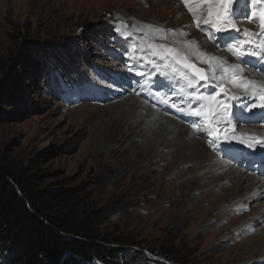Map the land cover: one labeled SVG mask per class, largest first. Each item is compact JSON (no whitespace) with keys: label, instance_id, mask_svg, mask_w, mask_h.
I'll return each instance as SVG.
<instances>
[{"label":"rangeland","instance_id":"rangeland-1","mask_svg":"<svg viewBox=\"0 0 264 264\" xmlns=\"http://www.w3.org/2000/svg\"><path fill=\"white\" fill-rule=\"evenodd\" d=\"M134 2L0 0V81L11 70L22 81L14 86L18 104L0 110V159L38 177L45 189L73 191L70 210L94 222L107 241L127 242L145 254L140 262L128 259L126 264H264L258 256L264 197L219 218L208 193L215 186L234 187V178L204 180L206 171L224 163L227 171L264 177L263 158L247 148L234 153L220 136L226 117L232 125L260 126L259 117H250L248 108L241 112L230 101L234 93L224 78L194 54L205 44L214 49L213 60L226 56L257 71L258 55L249 54H259L264 40V0H234L230 12L235 15L229 18L235 27L221 31L203 23L215 20V9L208 15L209 0H154L153 8L147 1L151 20L166 24L162 29L136 16ZM240 41L246 42L241 47L246 55L237 59L228 48ZM139 63L146 67L135 72ZM41 68L48 69L49 85ZM157 68L169 75L161 77ZM180 73L195 80L197 96L215 100L194 101ZM161 83L173 91L158 87ZM131 98L184 123L206 146L205 156L191 157L164 128L145 130ZM196 110L204 111L211 125L205 116L190 114ZM222 135L227 143L236 142L234 134ZM250 210L257 224L241 226L247 218L242 213ZM213 218L216 223L207 228Z\"/></svg>","mask_w":264,"mask_h":264},{"label":"trees","instance_id":"trees-1","mask_svg":"<svg viewBox=\"0 0 264 264\" xmlns=\"http://www.w3.org/2000/svg\"><path fill=\"white\" fill-rule=\"evenodd\" d=\"M47 70L40 71L46 83ZM16 84V70L0 81V110L18 104ZM37 180L0 159V264H126L145 257L127 242L107 241L94 222L70 210L73 191L48 190Z\"/></svg>","mask_w":264,"mask_h":264},{"label":"bare ground","instance_id":"bare-ground-1","mask_svg":"<svg viewBox=\"0 0 264 264\" xmlns=\"http://www.w3.org/2000/svg\"><path fill=\"white\" fill-rule=\"evenodd\" d=\"M135 1L136 2H134L135 3V7H134L135 12L134 13L136 16H138L141 20L146 21V23H150L151 26L156 25V27L159 26V28H161V29L165 28L166 24L163 23L164 22L163 20H161V19H158L156 21L154 19H153V21L151 20L152 15H151L150 8L154 4V0H135ZM147 1H149V4L151 5L149 10L146 7V3H148ZM183 1H185V0H183ZM150 31H151V33L154 32L151 29H150ZM261 38H262V35H261ZM197 47L199 50L197 48L196 49L199 52L197 51L194 54L196 56L198 55V57H200L201 59H204L205 62L208 61L209 65L211 66V68H210L211 71H213L214 74H219V76H222L224 78V80L227 82V84L232 89V91L234 93L233 95L243 97L245 95L244 88L236 87L231 82L232 72H231L230 67H228V65L229 64L234 65L232 60L226 56L225 57H219L218 58L219 60H213L211 58V55H213L212 51L214 49L212 50L211 47H206L205 44L204 45L199 44ZM259 51L261 52L260 48H259ZM249 55H251V54H249ZM139 58L140 59L142 58V60H141L142 62L144 61L142 56L135 57V59H139ZM256 62L257 63H255V64L258 65V67L256 68L257 71L256 70L255 71H251V70L248 71L246 69H243V67L239 65L243 71L236 73L237 76H239V77L246 78L247 80H251V81L255 82L256 88L255 89L249 88V90H248L247 95L249 98H252L251 92L253 90L257 91V97H258L261 94L259 91L260 86L264 85V71H263L264 68H262V66H264V58H262L261 55L258 54V56L256 58ZM137 67H140V69H135L134 70L135 72H138L141 69H144L146 66L140 64ZM225 68H229V71L227 73L224 71ZM258 69H260L261 71ZM253 101H255L257 103V105H259V103H260L259 99H257V98L250 99L251 103ZM130 103H131L130 104L131 109L132 110L135 109L138 111L139 119L143 121V126H144L145 130L151 129L152 131H154L155 126L164 128L166 131H168L170 133V136H172L175 139V141L181 142L182 144H184V146H186L189 149V151H190L189 153H190L191 157H193L194 159H197L198 157L203 158L205 156V153H206L205 147L206 146H204L202 141L197 138L198 136L196 137L195 134L190 129H188L185 125H183L184 123L182 124L178 120L170 118L169 116L165 115L164 113L163 114L160 113L161 114L160 115V114L156 113L153 108H150L148 106L149 104L145 105V104L141 103L140 101H137L134 98H131ZM225 113H226V115H228L227 112L224 111L223 116H225ZM248 113H250V115H253V116H250V117H253V119H254V117H256V118L259 117L260 123H257V125H260V126H247V125H256L255 123L248 122V121H243V122L241 121L242 123H236V124L232 125V123H229L230 118L226 117L224 119V123L220 122V124L223 125L222 128H220L221 140L223 141L224 144L230 145L232 148V151L234 153L240 151L239 147L247 148L248 150L253 151V157H255L256 159L257 158H263L264 159V148L261 149L263 146L260 148L259 144H257V146L254 149L247 147L248 143H254L255 144L256 138L264 140V118L261 119V115L264 113V108H260L259 106H257L256 108L251 109V111H248ZM240 119L243 120L242 117ZM245 126H247V127H245ZM261 126H263V127H261ZM243 127H245V129L247 128L249 130V131L247 130L248 133L242 131ZM223 133L234 134L236 142L233 139L227 143L225 140V136L222 135ZM209 160H210L209 158L205 160L203 167H205V165L209 162ZM223 165H225V163ZM223 165L218 167V168L209 169L204 174V180L206 182L222 180V179L227 178V177H233L234 178V187H231V186H226V187L215 186L208 193L209 196L212 197L213 205L218 206L217 211L219 213H221V214H219L220 215L219 218L226 217L228 210H230L231 208L240 207V206H247L248 202L251 199L264 197V177L259 178L257 176V173L256 174L250 173L247 175L238 169L227 171ZM241 184H244V185L240 186ZM243 208H245V207H243ZM241 216L247 217L246 220H244L241 223V226H246L247 224L254 225V224H257V222H258V219L256 218V216L251 214V210L249 212L242 213ZM217 219L218 218H216V219L213 218V219L209 220L207 222V224H208L207 228H209L214 223H216ZM260 230H261V233H260L261 242H260V246L258 248L259 249L258 256L260 255L261 257H264V224L261 226Z\"/></svg>","mask_w":264,"mask_h":264},{"label":"snow or ice","instance_id":"snow-or-ice-1","mask_svg":"<svg viewBox=\"0 0 264 264\" xmlns=\"http://www.w3.org/2000/svg\"><path fill=\"white\" fill-rule=\"evenodd\" d=\"M234 0H215V4H213L212 0H209V4H208V15L211 18L213 16L214 13V9H215V20H210V19H206L203 21L204 24H208V23H212L213 27H215L217 29V31H221L225 28L226 25L231 26V27H235L234 25H232V21L229 18L230 15H235V12L232 11L230 12V8L233 5ZM260 28L262 31H264V12H262L260 14ZM117 32H119V29H116ZM229 39H234V37H232L231 35H229L228 37ZM246 43L245 41H240L239 45L240 46H235V45H230L228 48V51L231 52L235 57H237V59H241L243 58L246 54L245 52L241 51V47L243 46V44ZM258 47L261 49V52L259 53V55H261L262 58H264V40H262ZM253 56L258 55V53H256L255 51L250 53ZM167 67V65L165 66V68ZM232 75H231V82L233 85H235L236 87H242L245 90V95L243 97L240 96H236V95H232L230 97V101L234 102L235 104L238 105L239 110L242 112L245 108H248L249 111H251V109L256 108L257 106H259L260 108H264V85L260 86V95L257 97V91L253 90L251 92V97L252 98H257L259 99L260 103L259 105L255 104V103H251L250 102V98L248 97L247 93L249 88H256V84L254 81L251 80H247L246 78H242L237 76V72H242L243 70L240 68V66L238 64H234L230 66ZM156 71L159 73V75L161 77L164 76H168L169 73L162 68H157ZM224 71L227 73L229 71V68H225ZM172 72H176V69H172ZM196 72L199 74L200 73V69H196ZM137 75H140L141 78L143 79V75L141 73H137ZM180 75L183 76L184 80L187 82V87L192 89V99L194 101H201V100H206V99H211V100H215V97H204V96H197L196 92L199 91V88L196 85L195 80L190 79L189 77L185 76L183 73H180ZM200 79L201 80H205L206 78L201 74L200 75ZM219 79V78H217ZM137 83H139V81H137ZM158 87H165L166 91H173V88L171 87V85H164L163 83L158 84ZM183 90V89H182ZM207 90V89H205ZM221 91H223V89L221 88ZM157 98L160 99L161 102L167 104L168 101L167 100H163V94L162 93H157ZM224 109H228L229 105L228 104H224L223 105ZM182 111V109H180ZM193 116H205L206 121L209 123V125H211V120L208 119L206 113L204 111H200V110H196L190 113ZM235 116V114H233ZM226 116V113H225ZM224 118V117H221ZM229 123H231V121H229ZM210 135L215 136L216 133L215 132H210ZM257 144H264V140H261L259 138H256V143H248L247 147L249 148H255L257 146Z\"/></svg>","mask_w":264,"mask_h":264},{"label":"water","instance_id":"water-1","mask_svg":"<svg viewBox=\"0 0 264 264\" xmlns=\"http://www.w3.org/2000/svg\"><path fill=\"white\" fill-rule=\"evenodd\" d=\"M191 68H192L191 71L196 74V71L193 69V67H191Z\"/></svg>","mask_w":264,"mask_h":264}]
</instances>
